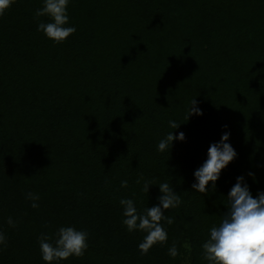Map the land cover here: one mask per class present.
<instances>
[{
    "label": "trees",
    "instance_id": "trees-1",
    "mask_svg": "<svg viewBox=\"0 0 264 264\" xmlns=\"http://www.w3.org/2000/svg\"><path fill=\"white\" fill-rule=\"evenodd\" d=\"M42 6L14 0L0 16V264H46L39 239L62 226L87 231L88 248L59 264H207L201 245L236 178L264 191V0H70L76 31L61 43L37 30ZM193 99L203 115L187 120ZM172 131L185 140L157 151ZM224 131L238 155L196 192ZM145 181L168 182L182 203L165 210L167 241L143 254L119 201L157 204Z\"/></svg>",
    "mask_w": 264,
    "mask_h": 264
},
{
    "label": "clouds",
    "instance_id": "clouds-1",
    "mask_svg": "<svg viewBox=\"0 0 264 264\" xmlns=\"http://www.w3.org/2000/svg\"><path fill=\"white\" fill-rule=\"evenodd\" d=\"M14 0H0V16L11 7ZM70 0H43V6L36 10V17L47 16L48 20L40 21L37 30L54 41L61 43L76 31L75 26L69 25L68 4ZM191 115H203L202 109L197 101L193 99L190 103L187 120ZM175 120H169L168 126L178 129ZM227 128V125L224 126ZM231 133L224 131L218 142H213L207 150V158L197 168L194 175L192 189L199 193L208 192L209 182L215 189L216 181L219 179L221 170L233 161L238 153L231 145ZM184 132H168L157 144V151L169 152L173 141H184ZM249 176L255 173L249 172ZM150 185H158L159 195L156 197L158 203L143 211L138 210L136 201L132 198H121L119 203L123 209V225L127 231H142L145 233L143 240L138 244V249L146 254L148 250L157 243L166 242L168 233L164 227L165 221L171 225L172 217L165 215V210L175 209L182 203L180 195L174 191L168 182L158 184L153 181H145L143 191L149 193ZM121 186H127V180L121 181ZM26 198L31 207L38 208L37 201L40 199L36 193L29 192ZM227 211L222 214L219 223L209 229L208 239L201 245L203 258L207 264H264V191H260L254 197L250 187L243 175L236 178V183L227 194ZM10 225H14L11 217L8 219ZM88 233L75 227H60L53 237L42 234L39 239L41 258L46 264H59L61 260L69 257H80L88 248ZM6 236L0 231V245H4ZM168 255L175 258L179 250L175 244L168 248Z\"/></svg>",
    "mask_w": 264,
    "mask_h": 264
}]
</instances>
